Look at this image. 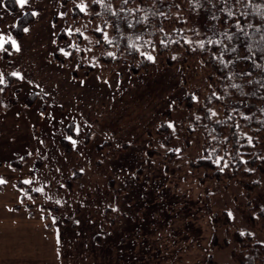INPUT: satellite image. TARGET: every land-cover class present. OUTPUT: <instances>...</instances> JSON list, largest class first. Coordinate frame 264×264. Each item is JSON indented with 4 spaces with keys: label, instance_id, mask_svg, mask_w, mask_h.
<instances>
[{
    "label": "rangeland",
    "instance_id": "obj_1",
    "mask_svg": "<svg viewBox=\"0 0 264 264\" xmlns=\"http://www.w3.org/2000/svg\"><path fill=\"white\" fill-rule=\"evenodd\" d=\"M3 1L0 53L6 51L9 63L0 54V72L11 71L19 82L0 95V190L12 183L22 199L12 208L31 210L32 218L49 229L39 247L41 264H55L48 261L52 256L58 259L56 264H207L209 257L231 262L237 244L230 238L225 241L226 233L245 227L241 208L248 212L251 203L264 206V175L254 171L244 179L251 181V189L234 179L226 186L190 167L193 155L178 135L166 144L159 138L167 139L162 134L146 132L157 127L164 110L175 101L205 85L199 67L185 71L179 64L165 65L133 74L121 63L106 72L97 65L92 72L73 76L71 69L83 54L94 60L97 49L86 34L77 47L84 49L83 54L74 53L67 64L52 59L53 52L63 53L73 43L71 38L57 41L66 11L61 0H32V9L16 0L18 8L13 11ZM25 11L32 12L33 20L21 37L14 38L10 27ZM12 60L20 73L10 68ZM31 93H35L33 102L24 104ZM184 114L181 107L173 109L167 121L172 133L173 122ZM68 122L72 136L64 131ZM60 137L67 138L69 152ZM105 141L109 144L97 149ZM172 147L178 154L170 159L164 154ZM260 148L264 150V145ZM150 149L155 152L152 156L147 154ZM21 156L27 157L20 167L10 164ZM13 173L19 175L14 181ZM72 174L71 188H66L64 181ZM17 180L31 181L36 195L28 191L23 195ZM106 206L114 224L102 230L99 219ZM224 210L230 221L219 222L217 244L211 246V215ZM80 219L101 234L100 242L95 234L87 240L68 238L64 228L75 230L71 223ZM254 238L264 241L262 234ZM117 242H128L129 250L132 244L138 258L128 260L131 251L118 252ZM98 251L103 258L89 254Z\"/></svg>",
    "mask_w": 264,
    "mask_h": 264
},
{
    "label": "trees",
    "instance_id": "obj_2",
    "mask_svg": "<svg viewBox=\"0 0 264 264\" xmlns=\"http://www.w3.org/2000/svg\"><path fill=\"white\" fill-rule=\"evenodd\" d=\"M61 2L66 11L57 41L71 38L73 43L63 53L53 52L52 59L67 64L74 53L80 54L82 50L83 54L84 49L77 47L84 35L90 34L96 56L89 60L83 54L71 69L73 76L92 72L97 65L106 72L121 63L133 74L150 73L155 67L165 65L179 64L185 71L199 67L205 85L193 88L165 109V119L154 130L148 129L147 134H162L167 141L159 138L166 144L178 135L193 155L188 160L190 167L203 170L226 186L234 179L251 189V181L244 179L252 177L254 171L264 175V150L260 148L264 145V0ZM3 4L12 11L18 8L16 0H4ZM32 20L31 11L21 13L10 27L12 36L21 37ZM0 54L8 64L6 51ZM18 82L19 78L11 71L0 72V95ZM34 98L35 93H31L24 104H31ZM178 107L185 114L173 122L175 133H172L167 121ZM64 131L74 135L72 122L64 126ZM59 141L65 152L71 150L67 138L60 137ZM108 144L105 141L96 147L100 149ZM177 152L172 147L164 156L172 159ZM147 154L152 156L155 152L150 149ZM26 157L14 159L10 164L20 167ZM163 166L167 168V164ZM140 172L141 168L135 174ZM74 174L64 181L66 188H71ZM108 183L113 189L111 180ZM15 184L23 195H28L27 191L36 195L31 181L17 180ZM250 208L248 212L240 209L245 227L226 233L225 241L230 238L237 244L231 250V262H216L209 257L207 264H264V241L254 238L256 234L264 236V206L251 203ZM104 211L99 219L100 228L107 230L114 224V216L108 206ZM212 214L211 246L217 244L219 222L230 221L225 210ZM100 238L101 234L94 235L99 242Z\"/></svg>",
    "mask_w": 264,
    "mask_h": 264
},
{
    "label": "crops",
    "instance_id": "obj_3",
    "mask_svg": "<svg viewBox=\"0 0 264 264\" xmlns=\"http://www.w3.org/2000/svg\"><path fill=\"white\" fill-rule=\"evenodd\" d=\"M3 0H0V7L1 2ZM19 5L23 4L26 5V8L32 9L30 6L32 0H17ZM2 8H0L1 10ZM7 22V21H6ZM4 25H1L0 27L3 28ZM7 26V25H6ZM5 26V27H6ZM19 46L22 48V42L19 43ZM14 72L20 73V69L15 65V61L12 60L11 67ZM41 164L38 165V167ZM36 168L38 170L39 168ZM11 170V168L9 167ZM8 169V170H9ZM2 171V170H0ZM14 174V173H13ZM16 175V176H15ZM19 176L17 174H14L12 181L16 179V177ZM0 179H2L0 177ZM9 187H5V189L0 190V264H13V261H21L24 264H41L42 258L41 252L39 251V247L41 246L42 242L44 241L45 235L49 236V229L44 227L43 223L38 220L37 218H32L33 214L32 211L29 209H13V204H21L22 199L20 195V191H18L12 183L9 182ZM7 186V185H6ZM13 202V203H12ZM36 219V220H32ZM77 223H72V225L75 227V230L73 228L70 229L64 228V230L69 231L68 238L74 239L81 238V240H87V238H92L94 234L97 232L93 231L91 227H89V221H82L76 220ZM86 222V223H84ZM63 230V228H62ZM77 233V234H75ZM35 235V236H34ZM105 238V237H104ZM28 239H31L29 242ZM27 243V247H25V244ZM133 246L138 245L136 242H132ZM107 245V244H105ZM115 249L120 251H131L128 253V256L132 260L135 258H138L137 255H135L134 249L132 250V244L129 250V243H119L117 242L114 245ZM27 252H24L26 251ZM113 250V249H112ZM112 250L110 251V254H112ZM129 250V251H128ZM24 252V253H23ZM117 252V253H118ZM91 256H99L102 257V254L98 251L97 253H91ZM56 255V254H54ZM62 256V255H57ZM136 256V257H135ZM26 257L28 260H26ZM54 257V258H53ZM58 261L56 256H52V258H49L48 261L51 263H55ZM21 264V263H20Z\"/></svg>",
    "mask_w": 264,
    "mask_h": 264
}]
</instances>
